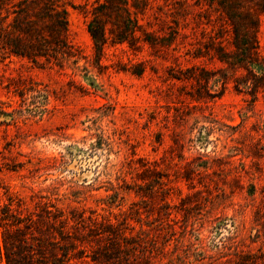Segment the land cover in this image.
<instances>
[{"label":"rangeland","instance_id":"rangeland-1","mask_svg":"<svg viewBox=\"0 0 264 264\" xmlns=\"http://www.w3.org/2000/svg\"><path fill=\"white\" fill-rule=\"evenodd\" d=\"M51 3L68 53L42 0H0L45 49L0 41V264H264V0H128L118 44L123 11Z\"/></svg>","mask_w":264,"mask_h":264},{"label":"trees","instance_id":"trees-1","mask_svg":"<svg viewBox=\"0 0 264 264\" xmlns=\"http://www.w3.org/2000/svg\"><path fill=\"white\" fill-rule=\"evenodd\" d=\"M128 0H104V3L101 5L103 7L102 9L107 10L104 11L106 14L108 12L115 13L118 15L123 11V18L120 20V24L118 26V30L116 32V35L113 39V43H123L127 42L130 43L132 40V35L138 30L139 25L136 21V19H133L131 17V10L128 6ZM22 14H26L24 11H22ZM9 16L1 17L0 16V41H4L3 46H7V49H9V52L11 54H14L16 56L21 57H28L30 56H45V49L42 41L43 39H36V42L32 44L34 48H37V53L32 54L31 51H28L26 49V44L24 43V37H27L29 32H31V27L33 20H26V19H20L15 18L13 22H8L7 18ZM38 18L46 19L51 23V30L57 35V38H59L62 33L66 30V23L67 20L65 18V12L63 10L58 9L56 6H54L51 3V0H42L41 6H39V12L37 15ZM5 20V21H3ZM101 19L98 18V15H94L93 19L90 20V22L87 25V30L94 42V46L96 48L102 49V47L107 42V36L105 27L100 26ZM251 25H253V30L251 32L254 33L256 28V19H251L249 22ZM248 31V30H247ZM249 33V31H248ZM30 35V34H29ZM251 38H254V35H252ZM254 41V39H252ZM245 51H247V63H253V59L251 58V49L254 47L253 43H250L248 39H246V42L244 43ZM56 51H60L62 53H68L66 51V42H64L62 39L59 38L57 44H56ZM33 58V57H32ZM31 58V59H32ZM3 220H9L11 221L12 226H17L19 224L18 219L14 217V215H9L8 211L3 212ZM12 218V219H11ZM7 262L8 264H13L9 256H7ZM62 264V263H57ZM71 264V263H69Z\"/></svg>","mask_w":264,"mask_h":264}]
</instances>
